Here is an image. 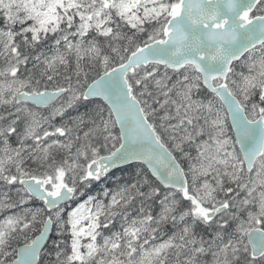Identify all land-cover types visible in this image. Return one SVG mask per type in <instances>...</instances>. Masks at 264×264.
<instances>
[{
  "label": "snow or ice",
  "instance_id": "snow-or-ice-1",
  "mask_svg": "<svg viewBox=\"0 0 264 264\" xmlns=\"http://www.w3.org/2000/svg\"><path fill=\"white\" fill-rule=\"evenodd\" d=\"M0 213V264H264V0H0Z\"/></svg>",
  "mask_w": 264,
  "mask_h": 264
},
{
  "label": "trees",
  "instance_id": "trees-1",
  "mask_svg": "<svg viewBox=\"0 0 264 264\" xmlns=\"http://www.w3.org/2000/svg\"><path fill=\"white\" fill-rule=\"evenodd\" d=\"M200 98L211 99L212 94L208 90L205 89L204 91L201 92ZM95 106H96V102H93V103L82 102L78 106V108L80 110H91ZM105 107H106V105H105ZM113 131L118 133L117 128H115ZM177 155H179V154H177ZM181 163H182V166L186 168L183 160L181 161ZM116 175H118V179L116 181L111 180L109 178V179H106V181H104L101 184H99L98 182H94L92 184V186L86 190V194L82 198H85V197L88 198L89 196L97 195L99 192H102L104 190V188L114 189V188L120 186L121 184L133 183L142 175H149L150 176V173L147 172L146 167H144L143 165L134 164V165H130L126 168L121 169ZM151 179L155 182L154 178H151ZM155 183H158V182H155ZM76 201H74V204L76 203ZM136 206L138 207V205H136ZM54 239H57L55 233L53 235L52 240H54ZM50 253H51V242L48 244V248L46 249V253H44L42 256L43 264H46L47 259L49 258L48 256Z\"/></svg>",
  "mask_w": 264,
  "mask_h": 264
},
{
  "label": "rangeland",
  "instance_id": "rangeland-1",
  "mask_svg": "<svg viewBox=\"0 0 264 264\" xmlns=\"http://www.w3.org/2000/svg\"><path fill=\"white\" fill-rule=\"evenodd\" d=\"M161 71H163V69L161 70ZM78 113H83V112H79L78 110H76L75 111V113H74V115H71L70 117L71 118H75V116L78 114ZM59 122V121H58ZM229 135H231L230 134V132H229ZM232 136V135H231ZM237 149H238V147H237ZM193 155H195V152L193 151ZM184 163H185V166H186V169H187V161H184ZM116 179V177H112V180H115ZM126 185H128V183L127 184H121L120 186H118L115 190H111L110 192H108L110 195L111 194H114L118 189H120L121 187H124V186H126ZM106 190V188H104V192H107V190ZM104 192H102V195H99V193L96 195V196H94L97 200H102V201H105V202H107V198H105L104 197V195H103V193ZM85 200H87V198H81V199H79L77 202H76V204L77 203H83ZM76 204H74V205H71V207H75L76 206ZM138 205V204H137ZM41 205H40V202H33V204H32V207H40ZM133 214H135V213H133ZM2 216H3V214L2 213H0V219H2ZM119 224H120V220H119V218H117V221H116V223H115V228L118 230L119 229ZM49 258L47 259V262H46V264H49V261L50 260H52V259H54V257L52 256V255H50L49 254V256H48Z\"/></svg>",
  "mask_w": 264,
  "mask_h": 264
},
{
  "label": "water",
  "instance_id": "water-1",
  "mask_svg": "<svg viewBox=\"0 0 264 264\" xmlns=\"http://www.w3.org/2000/svg\"><path fill=\"white\" fill-rule=\"evenodd\" d=\"M118 129H119V128H118ZM133 163H140V164H143V162H141V161H137V160L126 161L125 163L120 164L118 167H116V168H112V169L110 170L109 173H111V172H113V171H115V170H117V169H119V168H122V167H125V166H127V165L133 164ZM143 165H145V164H143ZM145 166H146V165H145ZM146 167H147V166H146ZM53 228H54V226H53ZM52 234H53V229H52V230L50 231V233H49L50 239H51ZM50 239H49V241H50ZM49 241H48V242H49ZM48 242H47V243H48Z\"/></svg>",
  "mask_w": 264,
  "mask_h": 264
},
{
  "label": "flooded vegetation",
  "instance_id": "flooded-vegetation-1",
  "mask_svg": "<svg viewBox=\"0 0 264 264\" xmlns=\"http://www.w3.org/2000/svg\"><path fill=\"white\" fill-rule=\"evenodd\" d=\"M13 145L15 146V141H13Z\"/></svg>",
  "mask_w": 264,
  "mask_h": 264
}]
</instances>
